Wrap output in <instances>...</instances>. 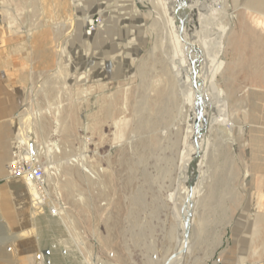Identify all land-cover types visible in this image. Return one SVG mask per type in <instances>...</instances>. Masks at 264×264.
<instances>
[{
	"label": "rangeland",
	"instance_id": "obj_1",
	"mask_svg": "<svg viewBox=\"0 0 264 264\" xmlns=\"http://www.w3.org/2000/svg\"><path fill=\"white\" fill-rule=\"evenodd\" d=\"M211 8L200 35L227 116L206 126L198 179L178 200L191 242L177 264H264V0ZM177 12L163 0H0V140L14 129L0 264H163L180 250L171 196L191 114L162 71L178 54ZM20 139L58 216L10 175ZM6 178L21 202L27 191L21 209Z\"/></svg>",
	"mask_w": 264,
	"mask_h": 264
},
{
	"label": "bare ground",
	"instance_id": "obj_2",
	"mask_svg": "<svg viewBox=\"0 0 264 264\" xmlns=\"http://www.w3.org/2000/svg\"><path fill=\"white\" fill-rule=\"evenodd\" d=\"M174 1L178 5V1L177 0H174ZM189 1H190V4L189 5L186 4V8L184 12L180 13L181 14L180 21H179L180 26H177L175 28V32L177 33V35H179L180 38L177 43V50H178L177 57L175 56V58L172 60V63H171L172 70H170L171 68L168 70L167 67L162 68L163 69L162 71L166 75H168L167 78H169V81L172 84L173 83L179 84L186 98L188 97L189 106H190L189 112L191 114L190 115L191 120L188 123V130H187V137H186L187 148L184 147V152L178 163L179 164L177 167L178 173L174 180L175 184L173 186L172 196H171L173 217L175 218L176 223L178 225L180 224L179 225V231L181 232L180 250L181 249L184 250L183 253L176 254V256L177 255L179 256L173 264L181 263L182 256L184 255V253H186L188 243H189L190 226L187 225V221L189 218H186V223H185L184 218L180 216V213H179L180 209H177L178 200H180L181 197L189 198L188 189L187 187H185V184H184V178L186 176L188 164L190 160L195 156L196 153L200 154L201 150H204L207 147L208 139L205 137V134L203 133L202 128L206 129V126H207L209 129H211L212 124L215 120L219 119V120L224 121L227 116L226 109H225L226 103L222 100V98H220L217 88L215 87V72L210 70L211 66L209 65V61H208L210 57V55H208V45L210 43L207 41L208 38H206L204 34H202V36L200 35L201 26H202V33H204L203 31L205 27L204 21H206V24H207V20L209 19L208 13L212 15L211 6L215 0H196V1L189 0ZM169 3L171 2H167L166 0H163V5L166 6L170 10V13L174 12L175 14L177 8L176 9L171 8L172 6ZM89 23L90 24L92 23L91 18L87 20V24ZM88 31H89L88 33H91L90 30ZM214 34L217 37L215 38L217 39L215 44H217L218 50H220L221 49L220 42L223 38L227 36L226 35L227 33L226 31L224 32L222 28H219V26L216 25V28L214 29ZM211 41H212V38H211ZM210 46H213V45L211 44ZM195 57H200L202 60H201V63L198 69V74H197L198 80L194 86L193 69L191 66V60L194 59ZM106 73L108 72H104V73L102 72L103 75ZM111 78L112 77L110 76L109 78L106 77L105 79H111ZM197 96H199V98L201 99V107H202L201 117L202 118L199 124L200 130L197 133H195V116L196 115L194 112V106H195V100ZM216 104H219L217 111H215ZM194 137H196V143L195 142L192 143L190 141V139L192 138H193L192 140L194 141ZM28 139H31V138L29 137ZM18 144H20V146L25 145L23 149V153L28 155L27 157L31 156L29 152V149H30L29 143H27L25 140L20 139L18 141ZM23 184L27 188H29V190L31 191L30 197L35 195L34 198L38 200L37 202L40 204V207L42 208V210H45L44 207L48 206L50 210L47 207L46 212L47 213L53 212L51 215L58 216L57 209L53 205L52 201L46 198L47 196L45 197V199H43L42 196L39 194V192L35 191V189H33L29 185V183H27L26 180L23 181ZM181 192L183 193V196H181ZM190 206H191L190 201L186 200L185 207H190ZM45 219H47V217H45ZM185 229L188 230L187 237H185L184 235ZM173 259L174 258H172L169 261V264L172 262Z\"/></svg>",
	"mask_w": 264,
	"mask_h": 264
},
{
	"label": "built area",
	"instance_id": "obj_3",
	"mask_svg": "<svg viewBox=\"0 0 264 264\" xmlns=\"http://www.w3.org/2000/svg\"><path fill=\"white\" fill-rule=\"evenodd\" d=\"M23 149L24 146H20V144L15 148L13 153L14 158L10 165V175L23 177L27 183L45 199V170L38 161L22 155ZM34 197L35 195L31 196L33 205L34 202L38 201Z\"/></svg>",
	"mask_w": 264,
	"mask_h": 264
},
{
	"label": "water",
	"instance_id": "obj_4",
	"mask_svg": "<svg viewBox=\"0 0 264 264\" xmlns=\"http://www.w3.org/2000/svg\"><path fill=\"white\" fill-rule=\"evenodd\" d=\"M178 1V5H177V11L179 12H184L185 8H186V2L187 0H177ZM177 12V13H178ZM196 56V55H195ZM201 58L200 57H195L194 59L191 60V66L193 69V78H194V86L195 83L198 80L197 74H198V69L201 63ZM194 112H195V133H197L200 128H199V124H200V120H201V116H202V107H201V99L199 98V96L196 97L195 100V106H194ZM204 127V126H203ZM204 128H202V131L204 132ZM194 142L196 143V137H194ZM198 160H199V154L196 153L195 156L190 160L188 167H187V180L185 182V185L188 189V197H190V190L191 188L194 186V184L196 183L197 179H198V169H197V164H198ZM189 209L187 211L188 215H189ZM184 221L186 223V217L184 216ZM180 225V224H179ZM185 237L188 236V230L185 229L184 232ZM183 249L181 250H176L174 251L165 261L163 264H169V261L174 258L176 256V254H180L183 253Z\"/></svg>",
	"mask_w": 264,
	"mask_h": 264
},
{
	"label": "crops",
	"instance_id": "obj_5",
	"mask_svg": "<svg viewBox=\"0 0 264 264\" xmlns=\"http://www.w3.org/2000/svg\"><path fill=\"white\" fill-rule=\"evenodd\" d=\"M0 90L1 91H6V90H8L7 88H4V87H2L1 85H0ZM6 108H7V112L5 113V115L7 116V117H9V116H11L14 112H15V110H16V106H10V105H8V106H6ZM4 111H2V110H0V116H2L1 115V113H3ZM10 119H8L7 120V122L9 121ZM11 122V121H10ZM10 133H11V135H10ZM11 139H13L14 140V129H12V131H11V128H10V132L9 133H3L2 135H1V142H0V145L2 146V148H5V149H2L3 150V152L1 151L0 152V173H3V174H5V176H7V174H8V162H9V158H8V150H7V146H8V142H11ZM11 179H13V178H6V181L4 182V186H6L8 189H9V191H10V193H12V195H13V198L16 200V202L18 203V207H19V209H21V207L22 206H26V198H28V196H27V191L25 190V188H23L22 189V195H24L23 196V200H22V202L20 201L21 199L18 197L19 195H20V191H18V190H15L13 187H12V184H10L11 182ZM19 179V178H18ZM20 183H22L23 184V181L21 180L20 181ZM20 199V200H19ZM24 204V205H23ZM23 209L24 208H22V211H23ZM190 242H191V239H190V236H189V245H190Z\"/></svg>",
	"mask_w": 264,
	"mask_h": 264
}]
</instances>
